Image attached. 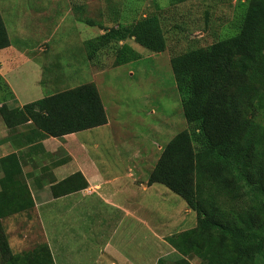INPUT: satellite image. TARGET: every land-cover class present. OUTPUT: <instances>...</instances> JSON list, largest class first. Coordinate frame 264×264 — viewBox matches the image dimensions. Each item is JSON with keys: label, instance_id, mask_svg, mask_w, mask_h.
Segmentation results:
<instances>
[{"label": "trees", "instance_id": "1", "mask_svg": "<svg viewBox=\"0 0 264 264\" xmlns=\"http://www.w3.org/2000/svg\"><path fill=\"white\" fill-rule=\"evenodd\" d=\"M241 5L243 17L234 34L171 58L184 116L199 124L201 145L195 147L190 131L178 132L149 176L150 184H165L196 212L198 225L178 236L187 247L182 252L194 250L201 264H260V258L264 264V0ZM105 29L86 41L90 60L115 42L116 65L138 59L127 42L132 37L153 52L167 47L155 14ZM9 45L0 10V49ZM0 85L6 92L0 113L8 126L32 118L49 133L62 135L108 121L95 83L14 108L7 103L14 94L1 74ZM0 248L2 264L31 259L36 264L40 258L37 251L13 253L5 234Z\"/></svg>", "mask_w": 264, "mask_h": 264}, {"label": "crops", "instance_id": "2", "mask_svg": "<svg viewBox=\"0 0 264 264\" xmlns=\"http://www.w3.org/2000/svg\"><path fill=\"white\" fill-rule=\"evenodd\" d=\"M0 10L3 13L1 6ZM3 15L7 27L8 17ZM14 38L10 36V45L0 49V74L14 94L7 102L10 108L93 83L88 54L86 72L70 69L67 73V68L44 55L48 40ZM86 41H81L85 47ZM22 58L38 61L33 70L42 68V75L32 71L28 79L21 78L17 72ZM31 83L39 91L28 89ZM96 85L108 119L104 124L54 135L32 118L14 126L0 119V234L7 236L15 254L37 251L36 264H180L185 255L172 257L178 251L168 237L187 230L181 215L187 213L188 205L178 203V209L162 203L171 200L178 206L168 186L149 183L154 166H148L141 150L128 153L120 170L108 164L104 128L112 123ZM122 139L128 140L112 134L115 146ZM145 167L150 172L144 179ZM193 216L197 219L196 212ZM121 226L127 227L126 236L139 234L143 239L139 242L146 250L143 262H131L120 251L115 237Z\"/></svg>", "mask_w": 264, "mask_h": 264}, {"label": "rangeland", "instance_id": "3", "mask_svg": "<svg viewBox=\"0 0 264 264\" xmlns=\"http://www.w3.org/2000/svg\"><path fill=\"white\" fill-rule=\"evenodd\" d=\"M242 2L247 3L248 0H0V6L6 11L11 39L22 37L36 38V41L48 40L49 47L44 55L53 64L67 68V73L70 69L83 72L88 70V49L82 45V40L102 34L106 32L105 27L118 23L130 25L153 14L160 17L167 39L164 51L153 52L132 37L127 42L138 51V59L116 65L119 42H115L101 49L90 60L92 81L95 85L99 83L112 123L110 128H104L108 139L106 160L112 168L120 170L121 166L126 165L124 158L135 150H141V156L148 158V166L155 167L164 146L182 130L190 131L195 147L199 148V124L187 122L184 116L171 58L193 48L210 46L234 34L243 17ZM4 11L2 14L5 18ZM89 20L94 24H90ZM33 61L36 60L22 58L19 61L17 73L21 78L27 76L28 79L32 71L42 75V68L33 70L32 65L39 64ZM27 88L39 91L33 83ZM35 95L29 94L31 97ZM4 96L6 92L0 85V108L4 103L3 98H6ZM114 133L130 142L122 139L120 146H115V142L111 141ZM149 172L145 167L144 179ZM170 195L176 204L186 205L187 202L179 194L171 190ZM170 202L162 200L168 206L180 208L179 204L177 206ZM187 207V213L181 216L187 221L189 230L198 224L195 214L193 216L195 211ZM201 228L208 229L205 224ZM126 231L127 227L121 226L119 235L115 237L120 244V251L131 262H141V259L147 257L145 246L139 247L143 239L140 240L139 234L137 238L126 236ZM182 232L172 233L168 237L170 244L178 251L172 257L177 260L184 254L186 258L178 260L180 264H201L194 250L190 249L186 254L182 252V248H187L185 240L178 236ZM259 263H263V259L260 258Z\"/></svg>", "mask_w": 264, "mask_h": 264}]
</instances>
